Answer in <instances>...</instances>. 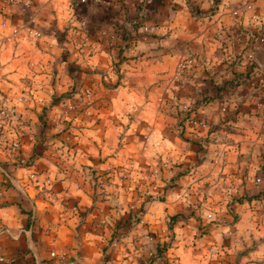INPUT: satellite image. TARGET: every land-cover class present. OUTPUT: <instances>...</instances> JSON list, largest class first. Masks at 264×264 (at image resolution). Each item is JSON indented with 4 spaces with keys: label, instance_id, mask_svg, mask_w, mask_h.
Segmentation results:
<instances>
[{
    "label": "crops",
    "instance_id": "crops-1",
    "mask_svg": "<svg viewBox=\"0 0 264 264\" xmlns=\"http://www.w3.org/2000/svg\"><path fill=\"white\" fill-rule=\"evenodd\" d=\"M190 1L0 0V184L10 182L0 264H58L52 251L68 264H137L151 236L170 242L174 233L168 264L176 255L200 264L179 239L196 219L189 194L243 193L261 181L251 162L264 152L253 135L264 124L253 127L257 117L240 105H255L264 87L235 77L252 57L245 41L238 69L225 56L237 32L264 28V0H212L195 15ZM69 103L78 105L69 128L55 135ZM218 123L231 130L210 129ZM170 180L177 185L164 188ZM216 200L223 218L203 220L214 222L195 238L198 252L216 245V264H264V205ZM178 212L170 232L165 222Z\"/></svg>",
    "mask_w": 264,
    "mask_h": 264
},
{
    "label": "rangeland",
    "instance_id": "rangeland-1",
    "mask_svg": "<svg viewBox=\"0 0 264 264\" xmlns=\"http://www.w3.org/2000/svg\"><path fill=\"white\" fill-rule=\"evenodd\" d=\"M142 20L144 21L145 24L148 21L147 18L144 19V16H142L140 19L138 18V21H142ZM263 33H264L263 31L260 32V34H263ZM233 37H234L235 41H237V38L235 36H233ZM242 41H243V38H241V41H240V43L238 45L242 46ZM244 60H245L244 61V66L241 67V69H243V71L245 69H249L250 66H251V64L248 62L249 60L247 61L246 58ZM256 67L259 68L258 65ZM212 71L213 70H211L210 72H212ZM257 72L260 73L261 71L258 70ZM262 77H264V76H262ZM261 93L262 92L260 91V95H261ZM258 100H259V96L256 95V97H254L251 102L255 101V104H256ZM71 106H72V108H71ZM76 106H78L76 103H69V104H64L61 107V110L57 113L56 117L54 118L55 120L53 122V124L55 125V128H54L55 135H60V134H62L63 129L66 130V129L69 128V127L66 128V126H67V120H66L67 118L66 117H68V115L76 108ZM240 106H241V111L244 110V112L250 113L252 116L257 117V118H255L253 120V122H251V125L253 127L256 126V125H261L262 119L260 117H263L264 115L260 114L259 110L256 108V105H254L253 103H251V105H250L248 103V104H244V105L241 104ZM252 110H253V112H251ZM44 123L46 124V120L44 121ZM258 133L259 132H253V135H255V137H258V135H259L260 138L264 139V132H262V135H260V133L259 134ZM52 149L53 148H51V147H50V149L49 148H45L44 149L45 154L48 153V150H51V152H53L54 149L53 150ZM254 154H255V156L253 157V160L251 162L252 168L255 169L256 173L260 174L261 181L257 182V180H256L257 178L253 177V183L254 184L256 183V185H255V187L252 190H249L248 192H246V191L244 192L243 191V193H237V194H229L227 192H222L223 194H215V195H212V194L211 195L210 194L201 195L200 194L202 196V199H200V200L195 198V197H193L195 195L191 196L189 194V198L188 199H190L191 202H188V201L186 202L185 201L186 202L185 204L188 203V205H189V208L187 209L188 213H190V215H193L196 219H195L194 223L187 224V226L184 225V224L182 225V226H184L186 228L187 231L182 232L179 239L182 242L181 243L182 246H183L182 248L183 249L184 248L187 249V250H185V252L193 253V255H195V256L198 255V257H193V258L199 259L200 260V264H205L203 262V259H204L205 255L208 256V260H209V262L207 261L206 264H216L215 261H218V259L216 258L217 257V253H215V251H214L216 245H210V247L208 248L209 251L207 250V253L205 254L203 251L202 252H198V250L204 249L203 247H201V246H204V242L202 241L203 243H199V240H197V241L195 240V238L197 237L198 233L203 232L204 229H208V226L210 225V223L214 222V221L213 222L210 221L209 223L205 222L206 224H203L204 223L203 220L206 221L207 217L210 216L209 215L210 213H213L214 215L216 214L214 219H218V215L217 214H219V213L221 214V217L223 218V212H220V210L217 209L218 205L216 204V202H218V201L216 199H217L218 196H220L223 200L227 201L226 207H228L230 204H233V202H238V203H248L249 202L250 203L251 201L254 203V205H257V204L264 205L263 201H262V200H264V152H262L260 150V147H259V149L256 148V151H255ZM193 163L196 164V161H193ZM128 165H129L128 166L129 168L135 169L134 168L135 167L134 163L129 162ZM116 170H117V167H116ZM109 171L113 172L114 169L109 167L108 172ZM171 179H173V178H171ZM102 181H104V180H102ZM170 182H172V181L170 180ZM175 185H177V183H173V182L172 183H168V184H166V186H164V188L173 187ZM146 196L148 198H152L153 197L152 194H147ZM158 196L160 197L162 195H158V194L155 195V197H158ZM191 204H194V206H192ZM196 213H197V215H196ZM177 214L180 215L179 212ZM232 217L234 218L233 222H235L236 221V216L234 217L233 213H232ZM215 222H224V221L223 220H220V221L216 220ZM233 222H231V224ZM165 225H166V228L168 229V222L167 221L165 222ZM173 228H174V225H173ZM189 230H191V232H189ZM192 231H195L197 233H194ZM110 235L113 236V234H111V233H110ZM173 241H176L175 233L173 234V237H171L170 242L169 241H167V242L164 241V242L166 244L168 243L169 246H170ZM198 243H199V245H198ZM150 250L151 249L148 250V253H149ZM166 257H165L164 260H165L166 264H168V261H167ZM175 257L176 258L178 257L177 258L178 260L181 259V257L178 256V255L170 256V258L172 259V263L173 264H177ZM137 264H139L138 259H137ZM179 264H180V262H179ZM193 264H194V262H193ZM195 264H197V263H195Z\"/></svg>",
    "mask_w": 264,
    "mask_h": 264
},
{
    "label": "built area",
    "instance_id": "built-area-1",
    "mask_svg": "<svg viewBox=\"0 0 264 264\" xmlns=\"http://www.w3.org/2000/svg\"><path fill=\"white\" fill-rule=\"evenodd\" d=\"M81 2H87L88 0H80ZM212 0H191L190 1V4L192 7L194 6H199V5H202V4H209ZM245 8L250 10L252 9V3H246L245 4ZM239 12H234V15H236L238 18H239V15H238ZM252 22L253 23H259L260 25L262 24V21H260V19L256 16H252ZM81 26H84V23L82 22L80 24ZM145 31H151L154 29V27H149L147 25H145ZM237 30H240V27H236ZM264 32V28L263 26H260V27H256L255 30H250L248 31V33L245 35V37H242V32H237V34L235 35V37L237 38V41H235V44H234V47L231 48V52H228V54H226L225 56V62L228 63L232 60V53L235 52V51H238V49L236 48H240L241 46L238 45L241 41V38H243V41H245V46H249L250 48V54H251V59L252 61H254L252 58L254 56V52L258 49H260L262 46H264V33L263 34H260V32ZM85 43V42H84ZM258 69L260 68H257L256 66L254 67L253 70H255V77H258V80H257V83L258 85L264 87V76L262 73H258ZM261 95L259 96V100L257 101V103L255 104L256 105V108L261 112L262 115H264V89L261 88ZM72 108V106H71ZM0 114L5 116L8 114L6 109L3 108V106L0 107ZM262 124H264V116H263V119H262ZM256 139H259L260 136L258 135V137H255ZM13 148H16L18 147V145L16 143H13ZM0 168H2L0 166ZM3 173L5 175H8L9 174L6 172V171H3ZM257 182L260 181L259 178L256 179ZM3 189H0V197L3 196ZM150 240H153V238L150 237ZM154 241V240H153ZM155 247V246H154ZM153 251V249H151L148 253V255L151 254V252ZM215 253L217 252V249L215 250ZM50 256L55 258L58 262V264H68L67 263V260H66V256H65V253L64 252H55V251H52L50 253ZM160 264V263H158Z\"/></svg>",
    "mask_w": 264,
    "mask_h": 264
},
{
    "label": "trees",
    "instance_id": "trees-1",
    "mask_svg": "<svg viewBox=\"0 0 264 264\" xmlns=\"http://www.w3.org/2000/svg\"><path fill=\"white\" fill-rule=\"evenodd\" d=\"M88 2V1H87ZM86 2V3H87ZM191 6V5H190ZM192 14H196L197 12V7L194 6L190 8ZM245 47H241L239 48L238 51H235L232 53V60L230 62L227 63V66L230 67V69H233V68H236L238 69L241 65H242V61L244 59V56H245ZM249 63L251 64L250 68L249 69H246L245 72H239L238 70H236L234 73H235V77H242L244 76L245 79L244 81H241L242 82H245V80H247L248 78H253L255 77V70L254 67L257 66V64L252 61V60H249ZM239 84V83H238ZM63 95V94H62ZM207 99V96L200 99V101L194 103L195 106L194 108H197L200 104L204 103ZM191 109V108H190ZM190 111V110H189ZM210 129L212 130H216V129H225V130H231L229 127L225 126V125H221L220 123L218 124H214L210 127ZM3 163L0 162V166H2ZM7 173L9 174L10 172L7 171ZM10 182L8 181H5L4 183H1L0 184V189H3L4 191H7V189H9V184ZM6 185V186H5ZM3 186H5L3 188ZM179 215L176 213L172 216H168V230H172L173 229V225L174 223L176 222V219ZM153 238V240H155V247L153 249V251L151 252L150 255H145V254H141L139 257H138V262L139 264H166L165 262V257H166V253L169 249V246L164 242V241H159L157 239H154V236H151Z\"/></svg>",
    "mask_w": 264,
    "mask_h": 264
},
{
    "label": "water",
    "instance_id": "water-1",
    "mask_svg": "<svg viewBox=\"0 0 264 264\" xmlns=\"http://www.w3.org/2000/svg\"><path fill=\"white\" fill-rule=\"evenodd\" d=\"M254 59L261 67H264V46L254 52Z\"/></svg>",
    "mask_w": 264,
    "mask_h": 264
}]
</instances>
